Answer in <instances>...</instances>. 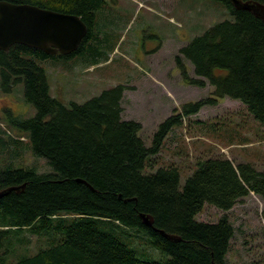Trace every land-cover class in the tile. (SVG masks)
I'll return each mask as SVG.
<instances>
[{
  "label": "trees",
  "instance_id": "1",
  "mask_svg": "<svg viewBox=\"0 0 264 264\" xmlns=\"http://www.w3.org/2000/svg\"><path fill=\"white\" fill-rule=\"evenodd\" d=\"M6 1L78 16L88 34L69 56L55 57L21 44L0 50L2 88L11 91L23 83L25 98L37 111L32 119L12 118V125L53 169L44 174L31 167L0 170V191L25 185L0 198V264H230L235 230L229 217L201 222L197 216L206 204L227 212L251 193L264 200V169L209 157L196 162L181 187L180 167L160 166L156 157L185 117L218 99L240 101L264 122V21L236 9L230 0H214L225 5L232 19L196 36L176 58L185 82L210 85L212 96L187 103L182 113L164 120L147 146L141 124L122 117L124 85L67 106L52 96L40 65L56 58L101 56L93 39H99L97 28L103 22L99 12L111 0ZM182 58L192 64L195 78ZM141 214L153 218L154 228L181 241H169L146 226ZM34 237L44 242L36 250L31 246ZM144 247L164 257L157 259Z\"/></svg>",
  "mask_w": 264,
  "mask_h": 264
},
{
  "label": "rangeland",
  "instance_id": "2",
  "mask_svg": "<svg viewBox=\"0 0 264 264\" xmlns=\"http://www.w3.org/2000/svg\"><path fill=\"white\" fill-rule=\"evenodd\" d=\"M100 17L103 22L97 28L99 39L93 40L104 52L101 56L40 63L46 70L51 94L68 106L71 102L83 104L105 90L124 85L122 117L141 124L140 136L150 146L164 120L182 113L185 104L212 96L210 85L200 88L185 82L176 61L180 50L232 16L223 3L214 0H111L110 7L99 12ZM182 62L195 78L192 64L184 58ZM36 114L34 105L25 98L24 84L6 91L0 76V170L11 166L31 167L40 174L53 172L12 125V118L22 121ZM12 140L17 143L6 148L4 143ZM215 156L264 169V122L240 101L218 99L215 105H206L199 113L185 117L182 125L168 135L156 158L160 166L180 167L183 187L196 170L197 161ZM223 215L229 217L235 230L228 262L264 264V200L251 193L227 212L206 204L197 220L217 222ZM32 239L33 250L44 243ZM137 245L134 246L143 249ZM144 250L159 256L157 259L164 257L153 249Z\"/></svg>",
  "mask_w": 264,
  "mask_h": 264
},
{
  "label": "water",
  "instance_id": "3",
  "mask_svg": "<svg viewBox=\"0 0 264 264\" xmlns=\"http://www.w3.org/2000/svg\"><path fill=\"white\" fill-rule=\"evenodd\" d=\"M230 1L236 9L250 11L264 21V4L256 1ZM87 34L88 27L78 16L0 0V50L2 51H8L11 46L21 44L48 55L59 52L63 56H69L79 49ZM24 187L25 185H22L0 191V198L12 191L19 192ZM141 218L146 226L153 228L167 240L181 241L177 236L154 228L151 216L141 214Z\"/></svg>",
  "mask_w": 264,
  "mask_h": 264
},
{
  "label": "flooded vegetation",
  "instance_id": "4",
  "mask_svg": "<svg viewBox=\"0 0 264 264\" xmlns=\"http://www.w3.org/2000/svg\"><path fill=\"white\" fill-rule=\"evenodd\" d=\"M51 56L60 57L61 54L58 52L57 54H55V55H51Z\"/></svg>",
  "mask_w": 264,
  "mask_h": 264
}]
</instances>
